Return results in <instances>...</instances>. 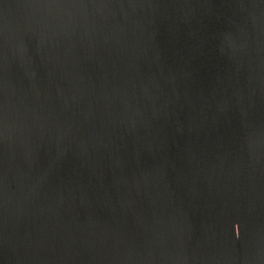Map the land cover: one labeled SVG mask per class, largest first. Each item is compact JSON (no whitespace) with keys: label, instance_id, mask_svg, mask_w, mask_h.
I'll return each instance as SVG.
<instances>
[{"label":"water","instance_id":"1","mask_svg":"<svg viewBox=\"0 0 264 264\" xmlns=\"http://www.w3.org/2000/svg\"><path fill=\"white\" fill-rule=\"evenodd\" d=\"M0 264H264V0H0Z\"/></svg>","mask_w":264,"mask_h":264}]
</instances>
